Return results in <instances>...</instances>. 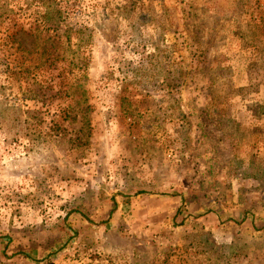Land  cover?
I'll use <instances>...</instances> for the list:
<instances>
[{"label": "rangeland", "instance_id": "1", "mask_svg": "<svg viewBox=\"0 0 264 264\" xmlns=\"http://www.w3.org/2000/svg\"><path fill=\"white\" fill-rule=\"evenodd\" d=\"M0 264H264V0H0Z\"/></svg>", "mask_w": 264, "mask_h": 264}]
</instances>
